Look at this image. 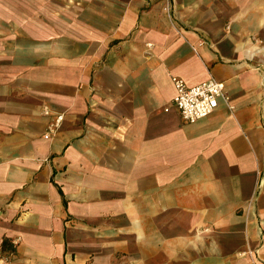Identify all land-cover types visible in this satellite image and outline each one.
I'll list each match as a JSON object with an SVG mask.
<instances>
[{
    "label": "crops",
    "instance_id": "crops-1",
    "mask_svg": "<svg viewBox=\"0 0 264 264\" xmlns=\"http://www.w3.org/2000/svg\"><path fill=\"white\" fill-rule=\"evenodd\" d=\"M172 76L232 108L183 121ZM4 256L264 264V0H0Z\"/></svg>",
    "mask_w": 264,
    "mask_h": 264
},
{
    "label": "built area",
    "instance_id": "built-area-1",
    "mask_svg": "<svg viewBox=\"0 0 264 264\" xmlns=\"http://www.w3.org/2000/svg\"><path fill=\"white\" fill-rule=\"evenodd\" d=\"M171 80L175 89L172 103L178 110L181 119L185 122H195L207 117L217 108L220 100L229 108H232L229 102V95L224 91V83L213 77L191 86L187 85L182 78L177 76H172ZM44 112L48 113V109L45 108ZM61 119L62 115L58 114L52 125L56 127ZM53 126L44 134V137H49ZM15 243L14 241V245ZM242 253L248 254L251 259H254V253L250 248ZM0 264L14 263L11 256H4L0 258Z\"/></svg>",
    "mask_w": 264,
    "mask_h": 264
}]
</instances>
